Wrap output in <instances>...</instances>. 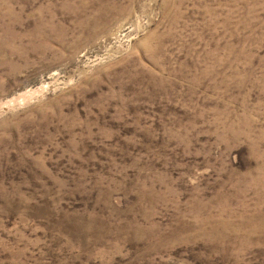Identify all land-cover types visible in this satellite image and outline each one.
<instances>
[{
  "label": "rangeland",
  "instance_id": "rangeland-1",
  "mask_svg": "<svg viewBox=\"0 0 264 264\" xmlns=\"http://www.w3.org/2000/svg\"><path fill=\"white\" fill-rule=\"evenodd\" d=\"M0 264H264V0H0Z\"/></svg>",
  "mask_w": 264,
  "mask_h": 264
}]
</instances>
